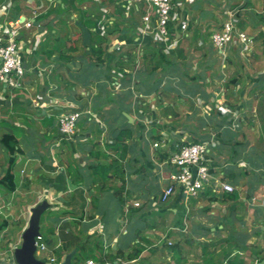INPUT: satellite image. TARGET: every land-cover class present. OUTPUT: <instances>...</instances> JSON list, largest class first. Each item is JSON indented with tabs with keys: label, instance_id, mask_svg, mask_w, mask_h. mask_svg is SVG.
<instances>
[{
	"label": "crops",
	"instance_id": "crops-1",
	"mask_svg": "<svg viewBox=\"0 0 264 264\" xmlns=\"http://www.w3.org/2000/svg\"><path fill=\"white\" fill-rule=\"evenodd\" d=\"M173 2L163 43L133 0H0V36L32 23L15 38L19 88L0 86V264L42 202L45 263L264 264V0ZM228 20L249 41L220 51L210 36ZM181 143L212 149L210 178L161 203Z\"/></svg>",
	"mask_w": 264,
	"mask_h": 264
},
{
	"label": "built area",
	"instance_id": "built-area-1",
	"mask_svg": "<svg viewBox=\"0 0 264 264\" xmlns=\"http://www.w3.org/2000/svg\"><path fill=\"white\" fill-rule=\"evenodd\" d=\"M146 6L147 13L142 18L144 33H150L160 42L165 43L171 36V14L174 10L173 0H133ZM151 18H154L152 21ZM32 27L31 21L15 23L4 35L0 36V86L19 88L24 69L19 47L15 41L19 27ZM241 45L248 44V36L237 31L231 20L226 21L222 28L210 36L212 45L223 51L234 41ZM79 114L75 112L62 113L57 118V128L60 136L69 139L76 132ZM157 143L154 147H157ZM209 147L205 143H181L176 146V152L170 158V164L175 168L167 177L168 184L162 190L160 202L166 203L178 191L185 196L199 195L210 178L206 155ZM219 189L225 193H233L234 188L228 183H220ZM138 206V203L134 204ZM36 252L45 249L41 236L35 239ZM85 264H95L87 261Z\"/></svg>",
	"mask_w": 264,
	"mask_h": 264
},
{
	"label": "water",
	"instance_id": "water-1",
	"mask_svg": "<svg viewBox=\"0 0 264 264\" xmlns=\"http://www.w3.org/2000/svg\"><path fill=\"white\" fill-rule=\"evenodd\" d=\"M49 205L42 202L30 209L28 225L21 235L20 246L14 251L16 264H50L45 263L35 256V239L40 235L39 225L42 214L48 209ZM73 252L68 254L60 264H71Z\"/></svg>",
	"mask_w": 264,
	"mask_h": 264
},
{
	"label": "trees",
	"instance_id": "trees-1",
	"mask_svg": "<svg viewBox=\"0 0 264 264\" xmlns=\"http://www.w3.org/2000/svg\"><path fill=\"white\" fill-rule=\"evenodd\" d=\"M97 31V30H96ZM96 35H99V32L97 31L96 32ZM92 52L93 53H98L100 52V49H92ZM130 134L128 131H122L118 138H124V137H129ZM1 143L3 144V146L5 147V149L9 152V153H14V146H15V140L11 137H8V136H4L2 137L1 139ZM9 190H12V187H9Z\"/></svg>",
	"mask_w": 264,
	"mask_h": 264
},
{
	"label": "rangeland",
	"instance_id": "rangeland-1",
	"mask_svg": "<svg viewBox=\"0 0 264 264\" xmlns=\"http://www.w3.org/2000/svg\"><path fill=\"white\" fill-rule=\"evenodd\" d=\"M209 147V146H208ZM209 150H212L211 148H209ZM211 152V151H210ZM209 154V153H208Z\"/></svg>",
	"mask_w": 264,
	"mask_h": 264
}]
</instances>
